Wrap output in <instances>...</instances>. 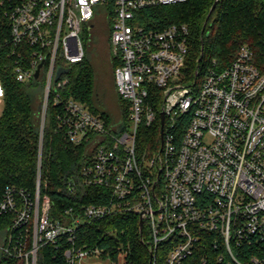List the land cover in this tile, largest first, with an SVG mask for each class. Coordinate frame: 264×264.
<instances>
[{
	"label": "built area",
	"instance_id": "obj_1",
	"mask_svg": "<svg viewBox=\"0 0 264 264\" xmlns=\"http://www.w3.org/2000/svg\"><path fill=\"white\" fill-rule=\"evenodd\" d=\"M186 1L0 0L6 19L0 46L8 45L15 59L16 81L43 84L40 139L51 96L67 140L94 147L65 193L74 197L102 187L111 194L107 204L87 205L79 214L66 210L68 222L52 220L50 199L40 195V151L34 196L7 188L0 203L1 213L14 215L0 243L5 255L37 264L39 247L63 238L72 243L84 223L121 211L143 214L150 264L159 249L163 264H183L208 240L219 264H264V63L242 45L228 67L213 62L199 82H186L187 26L149 28L139 16L148 8ZM100 7L113 14L110 44L119 62L114 85L127 109L125 118L119 110L110 121L80 101L63 100L67 74L56 78L59 69L69 72L84 60V37L95 28ZM154 90L161 92V103ZM4 96L0 80V103ZM161 114L159 149L138 153L139 130L156 120L161 129ZM91 254L71 247L64 258L67 264H84Z\"/></svg>",
	"mask_w": 264,
	"mask_h": 264
},
{
	"label": "trees",
	"instance_id": "obj_2",
	"mask_svg": "<svg viewBox=\"0 0 264 264\" xmlns=\"http://www.w3.org/2000/svg\"><path fill=\"white\" fill-rule=\"evenodd\" d=\"M217 5L204 26L210 8ZM111 12V8H109ZM111 14V24L113 14ZM142 24L161 29L173 24L186 25L189 31V50L185 69L186 82H199L213 62L219 68L228 67L237 57L242 45L248 46L259 64L264 63V0H187L182 4L148 8L139 13ZM6 19L0 15V27ZM111 28V25H109ZM5 29V27H3ZM86 37V36H85ZM110 44V33H109ZM111 45V44H110ZM9 46H0V80L5 96L0 113V203L7 188L34 196L39 152L41 151L40 195L50 199V218L64 223L70 219L65 211L73 208L74 215L90 204L104 205L111 194L102 187L86 188L72 197L66 194V183L80 165L89 162L94 147L89 143L74 145L58 129L56 107L50 96L45 118L43 137L40 139V117L37 107L41 103L43 84L35 81L19 83L13 73L14 60ZM119 62L112 63L113 72ZM197 77L195 78V74ZM67 85L60 91L63 100L73 98L84 103L94 114L111 117L96 105V73L91 62L84 60L73 66L65 76ZM161 103V92L153 91ZM120 112L126 117V105L119 99ZM158 102V103H159ZM160 125L158 120L139 130L136 148L138 153H153L159 149ZM41 142V143H40ZM41 149V150H40ZM13 214L0 212V243L13 222ZM145 225L139 230V217L116 212L102 219L81 225L73 242L66 238L56 245L47 244L37 251V264H67L64 252L68 248L96 251L102 259L116 264L123 255L124 264H150L151 257ZM210 238V236L208 237ZM217 250L207 241L203 250L183 264H219ZM162 249L156 253L155 264H163ZM203 255L207 256V259ZM0 264H22L0 250Z\"/></svg>",
	"mask_w": 264,
	"mask_h": 264
},
{
	"label": "rangeland",
	"instance_id": "obj_3",
	"mask_svg": "<svg viewBox=\"0 0 264 264\" xmlns=\"http://www.w3.org/2000/svg\"><path fill=\"white\" fill-rule=\"evenodd\" d=\"M95 18V28L89 35H85V57L91 62L96 73V105L110 117H116L120 109V103L116 93L113 77V58L111 45L109 44V33L111 25V12L104 7L98 8ZM104 11L109 15L104 16ZM3 102L0 103V113ZM84 264H112L110 259H102L98 252L91 254L84 260ZM116 264H124L123 255L118 257Z\"/></svg>",
	"mask_w": 264,
	"mask_h": 264
},
{
	"label": "water",
	"instance_id": "obj_4",
	"mask_svg": "<svg viewBox=\"0 0 264 264\" xmlns=\"http://www.w3.org/2000/svg\"><path fill=\"white\" fill-rule=\"evenodd\" d=\"M216 5H217V1L210 8L209 13H208L207 18H206V21L204 23V26L206 25V22L209 19L210 15L213 12V10L216 7ZM61 74H68V71L67 70L59 69L57 71L56 78H59ZM37 76H38V71L35 74V78H37ZM196 77H197V73L195 74V78ZM38 111H39V109L37 108V112ZM160 124H161V129L160 130H161V140H162V131H163V125H164V116L162 114L160 116ZM142 220H143V214H141L140 217H139V230H140V232H142V226H143V221Z\"/></svg>",
	"mask_w": 264,
	"mask_h": 264
}]
</instances>
